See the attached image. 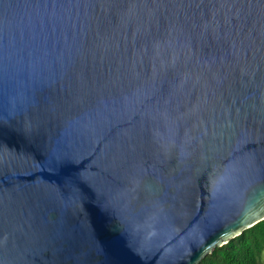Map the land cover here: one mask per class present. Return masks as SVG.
<instances>
[{"label":"water","instance_id":"water-1","mask_svg":"<svg viewBox=\"0 0 264 264\" xmlns=\"http://www.w3.org/2000/svg\"><path fill=\"white\" fill-rule=\"evenodd\" d=\"M264 218V0H0V264H198Z\"/></svg>","mask_w":264,"mask_h":264},{"label":"trees","instance_id":"trees-1","mask_svg":"<svg viewBox=\"0 0 264 264\" xmlns=\"http://www.w3.org/2000/svg\"><path fill=\"white\" fill-rule=\"evenodd\" d=\"M264 218L200 258L198 264H260Z\"/></svg>","mask_w":264,"mask_h":264},{"label":"rangeland","instance_id":"rangeland-1","mask_svg":"<svg viewBox=\"0 0 264 264\" xmlns=\"http://www.w3.org/2000/svg\"><path fill=\"white\" fill-rule=\"evenodd\" d=\"M260 264H264V251L262 252L261 255Z\"/></svg>","mask_w":264,"mask_h":264}]
</instances>
